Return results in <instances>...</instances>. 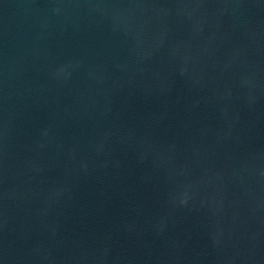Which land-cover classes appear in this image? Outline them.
Segmentation results:
<instances>
[{
    "label": "water",
    "instance_id": "water-1",
    "mask_svg": "<svg viewBox=\"0 0 264 264\" xmlns=\"http://www.w3.org/2000/svg\"><path fill=\"white\" fill-rule=\"evenodd\" d=\"M0 264H264V0H0Z\"/></svg>",
    "mask_w": 264,
    "mask_h": 264
}]
</instances>
